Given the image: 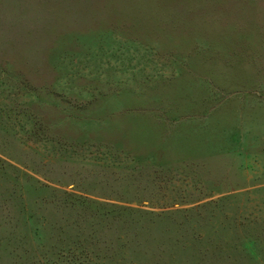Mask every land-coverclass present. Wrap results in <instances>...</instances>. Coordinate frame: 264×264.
Returning <instances> with one entry per match:
<instances>
[{"label": "rangeland", "instance_id": "374dc122", "mask_svg": "<svg viewBox=\"0 0 264 264\" xmlns=\"http://www.w3.org/2000/svg\"><path fill=\"white\" fill-rule=\"evenodd\" d=\"M0 264H264V0H0Z\"/></svg>", "mask_w": 264, "mask_h": 264}]
</instances>
